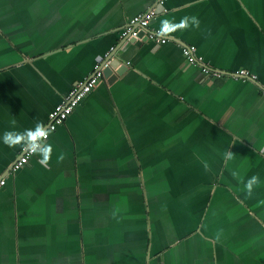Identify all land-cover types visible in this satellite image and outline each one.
I'll return each mask as SVG.
<instances>
[{"label":"crops","instance_id":"crops-1","mask_svg":"<svg viewBox=\"0 0 264 264\" xmlns=\"http://www.w3.org/2000/svg\"><path fill=\"white\" fill-rule=\"evenodd\" d=\"M151 9L176 41L122 44L125 71L49 135L47 166L34 154L6 173L24 146L4 133L45 127ZM182 44L254 77H208ZM3 173L0 264H264V0H0Z\"/></svg>","mask_w":264,"mask_h":264},{"label":"built area","instance_id":"built-area-1","mask_svg":"<svg viewBox=\"0 0 264 264\" xmlns=\"http://www.w3.org/2000/svg\"><path fill=\"white\" fill-rule=\"evenodd\" d=\"M164 0H159L163 3ZM155 12L153 9L138 13L134 15L129 22L120 30L121 39L134 38L140 40L144 37L146 40L153 42L154 44H164L172 40L162 30L154 29L150 26L151 20L154 18ZM142 31L143 35L139 36V32ZM181 54L184 60L191 64L200 67L201 72L212 78H253L246 70H235L231 72H221L219 70L212 69L208 64L204 63L202 56L196 52V47L192 44H182L180 46ZM107 63L101 64L97 61L94 65V70L89 75H86L81 80L75 82L69 90L60 98L51 110L48 112L47 121L44 127V135L42 142H45L49 135L56 130V128L64 123L67 117L71 114L73 109L85 98V96L94 88V86L103 79L102 68ZM35 153L27 147H24L18 154L16 160L12 163L8 174L14 173L17 170L23 168L27 164L28 160ZM4 184V179H0V186Z\"/></svg>","mask_w":264,"mask_h":264},{"label":"clouds","instance_id":"clouds-1","mask_svg":"<svg viewBox=\"0 0 264 264\" xmlns=\"http://www.w3.org/2000/svg\"><path fill=\"white\" fill-rule=\"evenodd\" d=\"M193 23L198 26L199 21L195 18ZM188 18L185 17L180 21V26L187 27ZM12 124H15V120L12 121ZM44 126L42 123H37L34 130L26 129L23 132L7 131L3 135V143L8 147H15L17 143L22 144L24 147L30 148L35 154H39L42 158L38 161L41 165L47 166L49 163L52 146L45 142H42V137L44 135ZM233 153L228 151L225 155V159H231ZM59 160H63L64 156L61 154L58 157ZM207 168V166H205ZM233 177H238V173L235 171L232 172ZM260 183L258 176H252L245 183V189L248 195L252 194L253 187ZM219 237H217L218 239Z\"/></svg>","mask_w":264,"mask_h":264},{"label":"water","instance_id":"water-1","mask_svg":"<svg viewBox=\"0 0 264 264\" xmlns=\"http://www.w3.org/2000/svg\"><path fill=\"white\" fill-rule=\"evenodd\" d=\"M141 35H143L142 31L139 32V36H141ZM145 40L146 39L144 37H142L140 40H136L134 38H129L127 40L123 39L122 42L119 44V46H117V48H115V50H111V52L106 54L102 58V60H99L102 65L107 63V65L102 68L103 77L106 78L108 82H110L112 79L116 78V75H120L121 73H123L125 71L127 66L124 63H122V61L120 60V58L117 55V51L119 50V48L121 47L122 44H124L126 41L130 42V43L138 44V43L145 41ZM172 40L176 41L175 38H172ZM113 70L115 73L113 72ZM10 167L8 168L6 173L10 170ZM5 174L4 173L1 174L0 179H2V177L5 176Z\"/></svg>","mask_w":264,"mask_h":264},{"label":"rangeland","instance_id":"rangeland-1","mask_svg":"<svg viewBox=\"0 0 264 264\" xmlns=\"http://www.w3.org/2000/svg\"><path fill=\"white\" fill-rule=\"evenodd\" d=\"M253 248H256V247H253ZM87 253V252H86Z\"/></svg>","mask_w":264,"mask_h":264}]
</instances>
